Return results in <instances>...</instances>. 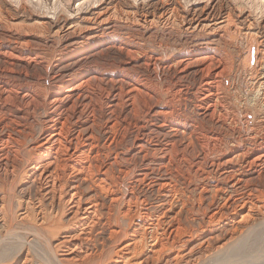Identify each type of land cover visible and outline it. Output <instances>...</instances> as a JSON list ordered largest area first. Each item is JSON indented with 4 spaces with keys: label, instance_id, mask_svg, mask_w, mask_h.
<instances>
[{
    "label": "bare ground",
    "instance_id": "1",
    "mask_svg": "<svg viewBox=\"0 0 264 264\" xmlns=\"http://www.w3.org/2000/svg\"><path fill=\"white\" fill-rule=\"evenodd\" d=\"M130 40L127 46L136 45L126 51L132 60L129 64L113 61L105 68L106 62L103 66L86 63V55L65 65L62 59L55 60L51 74L43 76L47 77L48 95L38 93L46 89L42 84L27 79V68L22 76L14 70L19 60L42 67L46 53L31 51L32 56H24L11 43L0 41V126H14V133L0 131V247L17 238L14 226L19 222L31 230L32 237L23 242L24 256L17 264H53L46 258L36 261L32 245L28 246L33 239L51 244L56 264H145L149 259L141 260L142 249L151 255L146 258L158 261L174 249L173 258L167 253L166 263L179 264L177 259L184 256L181 248L192 240L184 232L186 227L180 226L182 212L196 210L203 216L209 212L206 227L210 233L215 231L214 221L247 224L264 207V186L257 188L264 182L262 130H248L242 138L239 130L235 136V130L205 129L203 125L215 126L216 114L225 115L222 90L228 74L225 64L232 62L229 57L227 61L221 58L217 43L208 40H192L184 48L159 43L164 47L159 52L142 49L144 41L140 45ZM186 40L184 45L189 43ZM77 50L69 58L82 54ZM163 53L168 55L166 60ZM249 60L250 54L243 64ZM43 67L47 72L50 69L47 64ZM156 67L162 70V78ZM19 89L26 91L20 94ZM184 102L192 103V112L182 107ZM39 110L44 135L22 149L28 136L34 138L26 130L27 120ZM86 123L89 127H83ZM231 139H235L234 145H229ZM22 151L28 159L25 157L26 166L19 169ZM254 174L258 182L253 180ZM16 178L27 189L21 196L16 195ZM141 187L167 195L164 209L146 206L148 199L138 192ZM105 200L109 203L103 213ZM14 201L18 206L24 204L17 215ZM176 202L180 208L172 220L165 221ZM28 205L35 208L33 221L28 219ZM229 207L231 211L220 213ZM100 218H105L112 245L101 242L104 244L95 254L88 243ZM192 251L187 250V255ZM1 252L0 264H16L23 253L22 248L10 254Z\"/></svg>",
    "mask_w": 264,
    "mask_h": 264
},
{
    "label": "rangeland",
    "instance_id": "2",
    "mask_svg": "<svg viewBox=\"0 0 264 264\" xmlns=\"http://www.w3.org/2000/svg\"><path fill=\"white\" fill-rule=\"evenodd\" d=\"M2 37L5 40L0 39L1 42L11 43L9 45L20 49L19 51L24 56H32L30 54L31 51H33L32 53L45 52V61L46 59L47 61L44 63L49 65L50 69L52 68L51 65L55 63V60L62 59L61 64L65 65L68 62L77 60L80 55H86V63L93 62L98 66H103L106 62L105 68L108 66L107 63H113V61L129 64L132 60L126 56V51L131 50L130 48L134 44V41H136L135 43L139 42L140 45L144 41L145 44L143 43L142 49L148 52H153L154 50L156 52L157 50L158 52L162 51L164 47L159 46V43H167V45L175 44L184 48L191 45L193 41L200 42L208 40L215 42L218 46L217 53L222 55L221 58L224 57L226 61L229 59V62L230 60L232 62L228 63L227 61V64H225L228 67H226L225 73L228 74L223 79V83L225 84H223L224 87L222 90V93H225V108L223 110L225 112L222 113L225 115L216 114L215 117L218 123H215V126H211L209 123H203L204 128L210 129L212 127V130L222 131L235 130V136L239 134L242 138L247 136L246 131L248 130H262L259 136L264 137V0H0V38ZM185 37L187 38L186 41L189 42L185 44L186 46L183 44ZM128 40L133 44L127 46L126 41ZM72 42H75L73 44L74 46L68 49V44ZM74 50H80L82 54L77 53L72 58H69V53ZM165 53L162 54L164 60L168 56V53ZM249 54V63L244 65L243 61ZM125 59L127 62H125ZM19 61L18 64L21 67L16 65L14 70L16 69L20 72H15L21 74V72L26 73L28 71L27 79L30 81H38L40 85L42 84L41 87L44 88L45 83H47V77L43 76L47 73L46 76H49L52 69L50 71L48 68L47 72L43 67L45 64L42 67H34L31 64L28 65L26 62ZM0 66H2L1 63ZM158 67L155 68L157 71L154 70L160 74L162 70ZM23 68L25 70L27 68V70L24 71ZM154 75L155 72L152 73V76ZM45 90L44 92L38 90V93L41 92L40 94L42 95H48L49 90L47 88ZM25 91L24 89H19L20 94ZM182 105L184 109L190 112L193 111L192 103L184 102ZM200 113L202 115V112ZM41 114L42 112L39 110L35 114H32L33 118L31 117L27 120L28 125L26 130H31V133H34V138L30 137L29 139L28 136V140L26 139L22 149L24 147V149H27L31 142L33 143L38 138L40 139L41 135H44V132L40 131L42 127L40 122ZM89 125L90 123H86L83 127H89ZM1 130L2 132L3 130H8L14 133V126L6 128L0 126ZM94 130H97V128H94ZM238 130L240 132L237 134L236 132ZM226 140L229 141V138H226ZM231 140L233 142L229 143V145H234L235 139ZM21 155L22 160L18 161L19 169L26 166L25 161L28 159V155L25 152ZM116 173L114 170L115 177H117ZM262 175L264 176V173ZM253 180L255 182L259 181L257 174H254ZM15 184L17 196H21L27 192L26 186L21 184L19 179L16 178ZM261 186H264V182L263 185L261 183L257 184L258 189ZM20 188L22 190L19 191ZM140 189H138L139 194L141 196L143 195L142 198L148 199L146 206H153L151 209H155L158 206L156 209L160 210L168 201L167 195L162 196L158 194L156 188L147 190L145 187H141ZM206 201L204 204L208 203L209 197ZM108 203L109 200L104 201L105 206L102 212L104 211L106 213ZM22 206L24 204L18 206L14 201L13 208L15 212L17 211L15 215L23 212V210H17L19 208L21 209ZM175 206L177 207H175L174 212L169 213L171 218L168 215L169 217L166 216L165 221H168L167 219H173L175 212L180 208L179 202H176ZM27 209L31 213L28 219L33 221L35 217L32 216V212L35 208L28 205ZM231 209L229 207L228 210L220 213H226L231 211ZM263 209L264 207L260 210L262 211ZM260 210H256L258 212L253 215L254 218L252 217L246 222L247 224H237L228 222L227 220L228 223L225 220L221 222L214 221L212 224L215 227V231L213 230L214 232L210 233L207 232V227L210 225L207 220L209 212H206L207 216H203V214L196 210L182 212L179 215L180 226L182 229L186 227V230H183L186 235L190 234L189 236L192 237V240L188 243L189 246L187 245L185 248H181L185 257L183 256L182 258L181 256L180 261L179 259L177 261L179 264H184L185 261L186 264H195L196 262V264H264V210L262 212ZM35 211H38V209L36 208ZM62 215L64 214L58 215V217ZM127 220L130 221L129 219ZM23 221L28 222L27 220ZM99 221L92 230V235H90L92 237L89 241L90 243H88L91 252H95V254L99 253L98 251L102 248L104 243L101 242H106L108 245L111 244L108 240L109 227L105 218H100ZM102 222L105 223L103 224ZM19 223L14 226L18 239L8 240L9 242L6 241L3 247L2 244L0 247V252L2 251L1 253L4 254H10L13 250L22 248L23 253L20 257L18 256L16 264L24 256L26 243L23 242L32 238L30 236L31 230H28V228H25L27 226L24 227ZM54 243L55 241H52V245ZM200 243L204 244L201 245ZM193 244L201 246H198V248ZM29 245H32L31 253L35 255L36 261L40 262V260L46 258L53 262V264L57 263L54 254L51 252V244L49 247L43 240L33 239L29 241ZM190 248L193 251L191 256H188L187 250ZM107 250L108 248L105 247V252ZM173 250H171L172 253H163L159 261L154 258H148L150 254H147L143 249L139 252L140 256H138L142 257L141 260L144 261L149 259L145 264H167L166 255L168 253L173 258V253L175 252ZM147 255L148 257L146 258ZM144 257L145 259H143ZM150 260L152 263H150ZM94 261L97 260L95 259ZM92 262H89V264ZM173 262L172 260L170 264H175ZM107 263L111 264L109 261ZM103 264H106V262Z\"/></svg>",
    "mask_w": 264,
    "mask_h": 264
}]
</instances>
